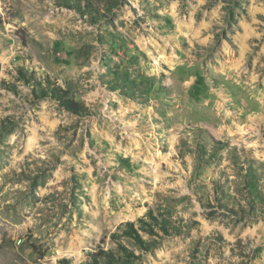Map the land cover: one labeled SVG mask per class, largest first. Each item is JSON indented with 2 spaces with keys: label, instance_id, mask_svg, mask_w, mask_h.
Masks as SVG:
<instances>
[{
  "label": "rangeland",
  "instance_id": "rangeland-1",
  "mask_svg": "<svg viewBox=\"0 0 264 264\" xmlns=\"http://www.w3.org/2000/svg\"><path fill=\"white\" fill-rule=\"evenodd\" d=\"M0 264H264V0H0Z\"/></svg>",
  "mask_w": 264,
  "mask_h": 264
},
{
  "label": "trees",
  "instance_id": "trees-1",
  "mask_svg": "<svg viewBox=\"0 0 264 264\" xmlns=\"http://www.w3.org/2000/svg\"><path fill=\"white\" fill-rule=\"evenodd\" d=\"M45 94L53 98L59 105L68 112L71 113H78L82 110L76 102L68 98L66 91L59 89V88H49L45 91ZM136 239L138 236L135 237Z\"/></svg>",
  "mask_w": 264,
  "mask_h": 264
}]
</instances>
